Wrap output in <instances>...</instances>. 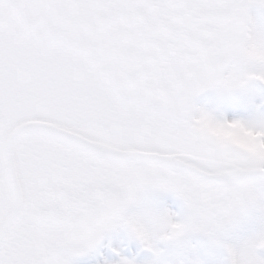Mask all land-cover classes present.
Masks as SVG:
<instances>
[{"label": "snow or ice", "instance_id": "1", "mask_svg": "<svg viewBox=\"0 0 264 264\" xmlns=\"http://www.w3.org/2000/svg\"><path fill=\"white\" fill-rule=\"evenodd\" d=\"M256 9L0 0V264H73L97 246L119 256L104 264H137L120 255L132 246L150 254L139 264H264Z\"/></svg>", "mask_w": 264, "mask_h": 264}, {"label": "rangeland", "instance_id": "2", "mask_svg": "<svg viewBox=\"0 0 264 264\" xmlns=\"http://www.w3.org/2000/svg\"><path fill=\"white\" fill-rule=\"evenodd\" d=\"M255 11H256V14H264V9H256ZM208 98H206V99H208ZM206 99H203L200 102H203ZM160 200H162V199H160ZM118 229H119V232L122 231L120 228H118ZM115 232L116 231L113 230V233H111L110 235L115 234ZM102 244H107V237L105 238L104 241H102ZM147 254L150 255L149 253H147ZM258 254L264 256V249L258 250ZM148 258H149V256L145 259H142L141 261H144ZM209 259L210 260L214 259L218 264V262L222 260V255L220 253H217L214 258H209ZM105 260L117 261L118 259H117V257L114 256V254L110 248H104L101 246H97L96 249L90 250L88 254H86L84 256H78V257L73 258V264H104ZM141 261H138L137 264H139V262H141Z\"/></svg>", "mask_w": 264, "mask_h": 264}]
</instances>
